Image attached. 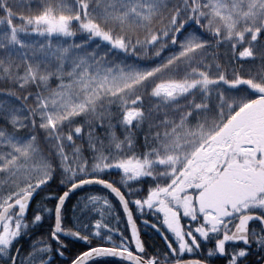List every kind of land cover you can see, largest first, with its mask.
I'll list each match as a JSON object with an SVG mask.
<instances>
[{
  "label": "snow or ice",
  "instance_id": "snow-or-ice-1",
  "mask_svg": "<svg viewBox=\"0 0 264 264\" xmlns=\"http://www.w3.org/2000/svg\"><path fill=\"white\" fill-rule=\"evenodd\" d=\"M213 257L264 264V0H0V264Z\"/></svg>",
  "mask_w": 264,
  "mask_h": 264
},
{
  "label": "trees",
  "instance_id": "trees-1",
  "mask_svg": "<svg viewBox=\"0 0 264 264\" xmlns=\"http://www.w3.org/2000/svg\"><path fill=\"white\" fill-rule=\"evenodd\" d=\"M111 179H119L118 176H111ZM56 189V185H53L52 189L50 190L52 193L55 192ZM89 191H93V192H98V186H93L92 188L89 189ZM46 193H41L40 196H38L36 198L37 201H39ZM86 193L84 191H80L77 190V192L75 194H72L69 198V201L66 203V207H65V217H66V223L69 224V226L71 225L72 219H73V205L76 204L77 200L80 199L81 196L85 195ZM51 203L48 204V207H51ZM33 207H36V204H33ZM52 223L51 220H45V222L43 223V225L37 229H35L31 234L30 237H25L22 241H21V245L22 247H24L25 249H27L31 243L34 240L37 239H46L47 238V233L49 231V225ZM138 226L140 225V222H138ZM121 227H123V223L121 224ZM27 238V239H26ZM141 238L144 239L147 244L151 245L153 243L156 244H160V240L159 237H157L153 232L151 231H147L142 229L141 232ZM80 248V245L78 243L73 244V243H69V250L67 252H65V257L70 259L75 252H77ZM212 259H215V257H213ZM211 259V260H212ZM219 261L223 262L224 259L220 258L218 259ZM56 264H62V261L60 258L56 259Z\"/></svg>",
  "mask_w": 264,
  "mask_h": 264
},
{
  "label": "flooded vegetation",
  "instance_id": "flooded-vegetation-1",
  "mask_svg": "<svg viewBox=\"0 0 264 264\" xmlns=\"http://www.w3.org/2000/svg\"><path fill=\"white\" fill-rule=\"evenodd\" d=\"M26 239H27V238H26ZM18 246H20V245H18ZM218 259H220V258H219V257H215V259H212V260L210 261V264H226V261L221 262V261H219ZM255 259H256L255 256L250 257V260H255Z\"/></svg>",
  "mask_w": 264,
  "mask_h": 264
}]
</instances>
